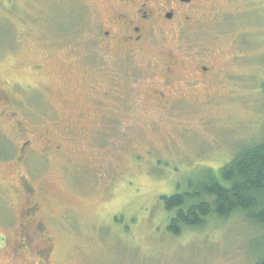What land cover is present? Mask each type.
I'll return each instance as SVG.
<instances>
[{"label": "rangeland", "instance_id": "obj_1", "mask_svg": "<svg viewBox=\"0 0 264 264\" xmlns=\"http://www.w3.org/2000/svg\"><path fill=\"white\" fill-rule=\"evenodd\" d=\"M196 1L195 21L180 28L181 59L210 60L214 89L177 84L161 105L143 94L160 85L157 44L116 63L98 49L103 0H0V216L19 211L8 207L25 140L17 122L33 138L51 131L62 152L33 154L22 168L41 190L49 264H253L263 250L264 229L236 214L178 236L166 227L172 213L159 196L223 165L263 130L264 0ZM90 71L101 83L88 100ZM86 109L90 119L80 121ZM19 241L0 236V264L34 262L28 250L14 257Z\"/></svg>", "mask_w": 264, "mask_h": 264}, {"label": "flooded vegetation", "instance_id": "obj_2", "mask_svg": "<svg viewBox=\"0 0 264 264\" xmlns=\"http://www.w3.org/2000/svg\"><path fill=\"white\" fill-rule=\"evenodd\" d=\"M103 4L106 13L103 16L105 18L100 20V37L96 44L98 49L107 55V59L116 63L123 58L143 56L141 54L151 49L153 45L157 44L156 46L161 48L155 56V61H159L161 65L156 69L157 77L154 79V82L160 85L151 87L150 83L146 84L147 88L143 94L145 93L148 100L151 99L163 105L171 97L170 92L176 91L177 84L188 91L200 87L208 95L212 92L216 77L213 63L210 60L201 62V59H193L192 63H188L187 59H181L183 55L178 39L182 32L180 28L186 25L192 26L195 21L196 13H198L196 0H103ZM163 35L169 36L165 45H161L162 41L166 42L161 40ZM172 39H176L177 43L170 42ZM175 48H178L180 54L174 52ZM183 48L189 51L186 47ZM87 62L95 64L94 60ZM82 66L84 70L83 62ZM84 74L82 88H84L87 99L90 100L89 95H95L93 93L95 85L99 86L101 82L93 81L95 79L93 71ZM3 115L8 116L9 114L3 113ZM87 116L88 110L86 109L80 121L89 120ZM14 118L11 116L12 121ZM62 119L66 121L65 116H62ZM17 123L18 137L25 140L17 149L13 160L12 169L15 170L14 174L19 173L20 179L18 178L17 182L16 180L15 182L8 181V187L12 189L14 197L13 201L9 199L8 207L16 214L14 208L17 205L19 209L16 210L19 211L16 218H13L12 213L10 218H6L4 214L0 216V236L4 239L14 236L20 240L17 243L14 242L11 251L14 252L15 258L23 256L28 250L34 254L32 264H49L54 246L50 233L39 215L43 206L36 194L41 190L26 182L22 168L25 169L23 165L25 163L29 166L30 161L27 162V160L33 154L48 160L62 150L51 131L47 130L44 136L33 138L29 135L30 129L27 126ZM39 137L40 145L36 143ZM3 158H6V155ZM2 183L5 185L4 182Z\"/></svg>", "mask_w": 264, "mask_h": 264}, {"label": "trees", "instance_id": "obj_3", "mask_svg": "<svg viewBox=\"0 0 264 264\" xmlns=\"http://www.w3.org/2000/svg\"><path fill=\"white\" fill-rule=\"evenodd\" d=\"M159 200L172 213L166 227L174 236L235 214L264 229V120L258 140L239 147L223 165L203 168L184 185L177 183L172 194ZM253 262L264 264V248Z\"/></svg>", "mask_w": 264, "mask_h": 264}]
</instances>
